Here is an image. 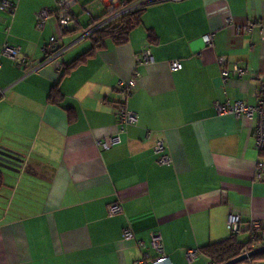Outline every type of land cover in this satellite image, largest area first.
Returning a JSON list of instances; mask_svg holds the SVG:
<instances>
[{
    "label": "crops",
    "instance_id": "obj_1",
    "mask_svg": "<svg viewBox=\"0 0 264 264\" xmlns=\"http://www.w3.org/2000/svg\"><path fill=\"white\" fill-rule=\"evenodd\" d=\"M7 1L15 9H0V147L23 165L18 173L0 169V264H133L142 254L155 257L153 232L168 264H203L205 257L190 262L186 251L227 239L228 214L240 219L241 242L250 240L252 222L264 228V169L261 179L254 174L256 161H264L255 146L257 119L216 110L227 101L255 106L260 100L264 0L154 2L125 44L106 41L92 51L85 34L105 21L104 11L88 12L86 24L78 14L58 34L54 0ZM43 9L51 11L40 30L35 17ZM206 34H213L211 46L202 40ZM50 37L59 50L44 63ZM5 43L19 48L25 65L2 56ZM144 50L152 64L134 61ZM172 61L182 68L171 70ZM237 69L240 78L232 75ZM134 75L125 103L137 122L119 145L104 150L98 142L118 131L119 83ZM56 85L58 105L48 100ZM159 139L169 165L156 163ZM114 203L122 211L110 216ZM126 227L130 239L122 234Z\"/></svg>",
    "mask_w": 264,
    "mask_h": 264
},
{
    "label": "built area",
    "instance_id": "obj_2",
    "mask_svg": "<svg viewBox=\"0 0 264 264\" xmlns=\"http://www.w3.org/2000/svg\"><path fill=\"white\" fill-rule=\"evenodd\" d=\"M79 0H54L56 9V20L60 30L64 32H68L70 30L71 20L75 18L72 7L78 2ZM104 7L107 9V18L103 21L100 25H95L91 30L86 32L85 36H88L96 29L100 28L101 26L109 23L113 19H117L121 15L127 14L128 12L137 8V4L127 5L126 0H102ZM168 1H176V0H168ZM123 5L122 8L119 6ZM0 9L2 11H7L8 13L12 14L15 9V4L13 2L7 0H1L0 2ZM51 9H43L41 10L35 17L36 19V26L38 29H42L46 21L50 17ZM255 25V21H251L245 27L246 30H250L252 26ZM261 30L263 32V27ZM203 42L211 46L213 42V34H206L202 37ZM59 50L58 40L55 37H50L47 43L44 46V63H50L53 59L56 58L57 52ZM2 56H5L11 60H13L17 65L23 66L26 64L25 58L19 59V48L9 45L8 43L3 44L1 50ZM134 61L136 63H145V64H152L153 57L149 53L148 50L142 51L141 54L136 55L134 57ZM218 64L223 67V61L219 58ZM170 68L173 71L180 70L182 65L179 61H172L170 63ZM224 78L229 76V72L224 70L222 72ZM232 75L234 77L240 78L243 75V70L237 69L235 70ZM135 75L127 81L119 83V101L117 104V125L118 131L115 135L106 138L102 142H98V145L104 150L109 149L111 147L117 146L121 143V135L124 133L126 127L130 124H135L137 122V115L130 111L126 106V100L132 93V89L135 85ZM258 80L260 82V92H259V102L257 105L252 106L245 104L242 101H235L233 103L227 101L223 104H216V110L219 115L223 114H232L235 117L243 116L246 119L250 120L254 117L257 119V124L254 129V136L256 139V150L258 153H262L264 155V76H259ZM154 154L156 155V163L159 165H169L171 163L170 154L167 152V147L164 139H159L154 148ZM264 169V161L257 160L255 165V177L257 179L262 178ZM108 214L113 216L118 214L122 211L121 205L119 203L110 204L107 207ZM227 229L230 231L231 234L238 235L241 231V222L239 217L233 214H228L227 217ZM262 226L259 222H252L249 224V231L251 233V249H257L264 243L263 240H258L260 236L258 230H261ZM123 237L126 239H130L132 237V231L130 228L126 227L123 229ZM264 235V234H263ZM262 239V236H261ZM137 246L139 248H144L145 244L143 242H138ZM149 249L154 251L155 257L149 258L147 254H142L139 259H137L133 264H148L149 260L151 264H168V257L165 255L164 250L162 248V240L161 236L158 232H153L150 236V246ZM245 254L248 253L247 250H244ZM186 259L188 261H195L200 256L198 250H187L186 251Z\"/></svg>",
    "mask_w": 264,
    "mask_h": 264
},
{
    "label": "trees",
    "instance_id": "obj_3",
    "mask_svg": "<svg viewBox=\"0 0 264 264\" xmlns=\"http://www.w3.org/2000/svg\"><path fill=\"white\" fill-rule=\"evenodd\" d=\"M165 0H126L127 5L137 4V8L128 12L127 14L121 15L114 21L106 24L103 27H100L93 31L89 38L93 42V49L98 45L102 47L105 45L106 41H110L113 45L120 46L125 44L128 41L129 34L140 25L141 23V15L145 8L154 2H160ZM123 5L119 6L122 8ZM107 9L104 7V17L107 16ZM98 18V22H99ZM101 20V19H100ZM148 41L150 44L156 43V36L153 32L148 31ZM89 52L82 55L72 63H70L63 71V75H67L71 72L75 67L84 63L89 57ZM62 95L57 87L54 86L49 95V102L58 105L61 101ZM259 237L258 240H263L264 238V228L258 230ZM238 235L231 234L227 239H224L219 242L207 244L198 249V252L201 256L205 257L209 264H225L231 260H234L241 255L245 254L244 250L252 251L251 249V241L241 242ZM262 236V239H261ZM264 246V243L262 244ZM259 262H264V252L258 253L253 256L250 260L245 263L248 264H256Z\"/></svg>",
    "mask_w": 264,
    "mask_h": 264
},
{
    "label": "water",
    "instance_id": "obj_4",
    "mask_svg": "<svg viewBox=\"0 0 264 264\" xmlns=\"http://www.w3.org/2000/svg\"><path fill=\"white\" fill-rule=\"evenodd\" d=\"M23 160L13 151L0 147V168L8 170L11 172L18 173L22 168ZM264 252V246L259 247L255 250L249 251L246 254L241 255L240 257L231 260L225 264H239L250 260L253 256L258 253ZM256 264H264V262H259Z\"/></svg>",
    "mask_w": 264,
    "mask_h": 264
},
{
    "label": "rangeland",
    "instance_id": "obj_5",
    "mask_svg": "<svg viewBox=\"0 0 264 264\" xmlns=\"http://www.w3.org/2000/svg\"><path fill=\"white\" fill-rule=\"evenodd\" d=\"M56 9V6L54 7ZM72 11L74 16H78L79 14V21L81 24H86L87 20L89 19V16L91 15L92 17L100 15L104 11V6H103V1L102 0H79L73 7ZM90 13V15H87V13ZM56 17V13L52 14ZM75 24L74 20H71V25ZM56 32L59 34L60 29L57 26L56 27ZM80 35V32L75 35L74 38L78 37ZM1 170H4L0 168ZM5 173V171H3ZM12 176V175H11ZM8 183H11L10 181L7 180ZM4 204L3 199L0 197V205ZM245 240L244 238H242ZM202 263L206 264V258L202 259ZM239 264H248L245 262L239 263Z\"/></svg>",
    "mask_w": 264,
    "mask_h": 264
},
{
    "label": "clouds",
    "instance_id": "obj_6",
    "mask_svg": "<svg viewBox=\"0 0 264 264\" xmlns=\"http://www.w3.org/2000/svg\"><path fill=\"white\" fill-rule=\"evenodd\" d=\"M262 247V246H261ZM255 250V249H254Z\"/></svg>",
    "mask_w": 264,
    "mask_h": 264
}]
</instances>
